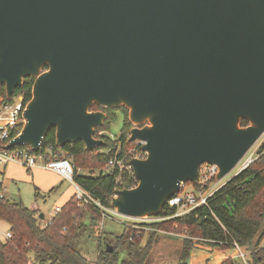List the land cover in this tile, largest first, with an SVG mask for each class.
Wrapping results in <instances>:
<instances>
[{
	"label": "water",
	"instance_id": "95a60500",
	"mask_svg": "<svg viewBox=\"0 0 264 264\" xmlns=\"http://www.w3.org/2000/svg\"><path fill=\"white\" fill-rule=\"evenodd\" d=\"M26 78L24 124L4 149L37 152L54 129L57 148L92 151L107 117L90 109L124 108L147 156L129 161L137 184L111 208L156 217L203 164L221 181L264 135V0H0L7 100Z\"/></svg>",
	"mask_w": 264,
	"mask_h": 264
},
{
	"label": "trees",
	"instance_id": "16d2710c",
	"mask_svg": "<svg viewBox=\"0 0 264 264\" xmlns=\"http://www.w3.org/2000/svg\"><path fill=\"white\" fill-rule=\"evenodd\" d=\"M33 81V78L24 79L11 100L6 99L4 87H1L0 99L8 103L17 97L26 105L31 98ZM90 111H102L106 114L103 126L95 130V138L104 141L102 146L86 151L82 142H76L60 149L55 146V130L51 129L42 148L51 146L55 157L69 160L74 168V183L102 207L111 208L115 191L131 189L136 186L137 180L130 170L105 174L103 170L108 160L118 153V157H125L128 151H139L140 147L135 142H128L132 125L126 109L94 106ZM119 112L124 115L123 127L117 138H111L108 135L109 129ZM247 125V121H241L242 127ZM21 129L20 124L10 138ZM129 159L125 160L126 165ZM186 186L192 185L186 183L183 188ZM192 187L199 189V186ZM174 214L175 209L165 205L159 216L168 219L142 225V228L184 235L179 259L175 264H188L196 243H205L221 250L233 249L234 243L241 249H247L251 245L246 264H264V247H260L264 239V141L254 160L208 198L207 206L198 207L179 217H174ZM86 218L92 227L97 228L102 222L101 211L94 206L77 208L72 198L49 223L39 225L35 213L21 202L0 196V221L10 226L12 235L9 240L0 241V264H28L31 260L39 264H89L76 247ZM154 237L155 233H149L146 239L144 230H138L136 226L126 227L114 241L107 242L112 252L107 253L105 249L99 253L96 264H148ZM256 237L257 241L253 243ZM222 264L240 263L229 258Z\"/></svg>",
	"mask_w": 264,
	"mask_h": 264
},
{
	"label": "built area",
	"instance_id": "2783aa9c",
	"mask_svg": "<svg viewBox=\"0 0 264 264\" xmlns=\"http://www.w3.org/2000/svg\"><path fill=\"white\" fill-rule=\"evenodd\" d=\"M11 100V99H10ZM26 105L23 104L22 99L12 102L5 103L3 99H0V166L4 167L9 163L17 164L22 167L40 168L48 171H52L58 174L61 178L68 181L73 185L75 193L73 196V202L76 204L77 208H83L85 206L97 207L101 211L102 218H114L117 215L112 208L102 207L99 202L94 200L89 193L84 191L73 181V165L67 159H58L55 157V152L51 146L38 149L37 152H32L27 147H15L10 150H5L4 146L7 145L11 140H13L17 135L10 138V136L18 129L21 124L23 126L24 121L22 119V112L24 111ZM139 146V151L137 149H132L127 152L125 157H118L119 153L108 160L103 173H114L118 172H133L129 165L131 159H145L147 156L146 152L141 150L142 142H135ZM130 158L128 165L125 164V160ZM254 159H248L243 164L240 169L246 168ZM239 171V172H240ZM218 169L214 165L203 164L199 169L198 174V190L194 192H185L183 186L178 194L171 197L166 205L170 208L175 209L174 217L183 216L198 207L207 206V199L210 198L219 188H221L226 182L217 181ZM134 176V175H133ZM126 219V218H125ZM153 222H161L168 218L163 216L151 217ZM128 220V219H127ZM126 227H133V225L127 224ZM12 237L11 233L8 232L4 235L5 240H9ZM234 249L237 251V258L241 260L243 264H246V254L242 252L241 248L237 244H233ZM28 264H39L34 263L32 260Z\"/></svg>",
	"mask_w": 264,
	"mask_h": 264
},
{
	"label": "rangeland",
	"instance_id": "374dc122",
	"mask_svg": "<svg viewBox=\"0 0 264 264\" xmlns=\"http://www.w3.org/2000/svg\"><path fill=\"white\" fill-rule=\"evenodd\" d=\"M18 100L17 97L13 98V101ZM128 115V112H127ZM123 114L120 112L117 114V118L114 123L111 124L108 135L111 138H117L120 135V132L123 127ZM264 141V135L257 141V143L251 148V150L246 154V156L238 163V165L222 180L226 182L236 175L240 169L243 167V164L246 160L254 159L257 156L258 149L261 143ZM12 168L13 180H1L2 190L0 193H4L3 196L8 200H14L16 202L21 201L24 206L29 208L30 206L37 205L40 209V213L43 214L44 220L41 221L43 224L49 222L50 218L54 214V209L58 203V197L60 195L59 191L56 193H46L40 194L39 197H35V190L32 185L22 181L21 170H24L25 167H22L17 164L9 163L7 165V170ZM4 171V167H0V173ZM0 177H2L0 175ZM63 189L71 188V192L75 191L72 184L68 181L64 182ZM185 192H194L195 189L192 186H186L183 189ZM167 220V219H166ZM164 221V220H163ZM157 222H153L151 217L143 220H131L125 219L123 217H114V218H102L101 224L95 228L92 227L88 219L83 220V227L81 229L79 238L76 241V247L81 253V255L89 262V264H96L98 254L103 252L106 249L108 241H114L119 237L127 224L138 227V230H144L146 232V239L149 236V233H155L154 245L148 264H155L159 257L161 258L160 264H172L177 262L180 254V245L181 240L183 239V234H176L173 232H160L154 231L151 228H142V225H149ZM5 229L0 228V240H3L5 235ZM264 231V224H263ZM1 232H3L1 234ZM257 241V237L254 239L253 243ZM252 243V244H253ZM260 247H264V239L261 242ZM252 246L250 245L246 249V260L248 254L251 251ZM122 257V255H120ZM238 263L243 264L241 260Z\"/></svg>",
	"mask_w": 264,
	"mask_h": 264
},
{
	"label": "crops",
	"instance_id": "0c3cea01",
	"mask_svg": "<svg viewBox=\"0 0 264 264\" xmlns=\"http://www.w3.org/2000/svg\"><path fill=\"white\" fill-rule=\"evenodd\" d=\"M7 165L4 166V171L0 173V175L2 176L0 177L2 181L3 179L13 180L12 168L7 170ZM20 177L22 178L23 182L28 183L33 186L35 190L36 198L39 197L41 193L42 194H46L49 192L56 193L59 191L60 195L58 197L59 198L58 203L54 209V214L50 218V220L61 210L63 206H65L67 203H69L72 200L74 193H75V191L71 192V188L69 187L67 189H63V185L65 184L64 182H66V180H64L58 174L52 171H48V170H44L40 168H31V169L25 168L24 170H21ZM1 190H2V183L0 182V192ZM3 194L4 193H0V196L4 197ZM11 201H14V200H11ZM28 209L35 213L36 218H38L39 225H46L47 223L50 222V220L49 222L44 223V224L41 222L44 220L45 216L40 213V209L38 208L36 204L33 206H30ZM0 228L2 229L4 228L6 230L5 234L10 232V226L4 221H0ZM2 233L3 232H1V234ZM2 236L4 235L2 234ZM4 240L5 238L0 241H4ZM181 247H182V240H181L179 251L181 250ZM241 250L242 252L246 254V249H241ZM229 258L239 261V259L237 258V251L234 248L229 249V250H221L217 247H212L205 243H196L194 244V248L191 251L188 264H222L225 260ZM178 259L179 258H177V262H178ZM155 260H157L155 264H160V261H161L160 257ZM173 261L175 260H172V262L170 263L172 264L177 263V262L174 263Z\"/></svg>",
	"mask_w": 264,
	"mask_h": 264
}]
</instances>
